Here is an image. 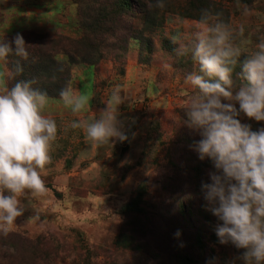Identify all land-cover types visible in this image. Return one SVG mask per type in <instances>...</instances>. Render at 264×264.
Wrapping results in <instances>:
<instances>
[{"label":"rangeland","instance_id":"374dc122","mask_svg":"<svg viewBox=\"0 0 264 264\" xmlns=\"http://www.w3.org/2000/svg\"><path fill=\"white\" fill-rule=\"evenodd\" d=\"M173 1L166 0V4ZM214 2L221 6L214 15L219 14V19L230 25L233 43L241 50L232 77L238 89L244 83L243 63L264 40V0ZM10 12L16 14L8 15ZM162 16L152 51L132 41L121 59L116 58L120 52L110 51L108 59L95 67L73 68L71 86L90 97L87 112L77 116L62 101L60 106H46L44 114L56 121L58 136L42 177L45 191L35 198L31 193L21 198L26 211L10 232L33 240L44 237L49 249L60 250L63 262L59 264H177L179 252L194 253L192 241L185 235L166 240V234L161 233L178 226L179 222L168 215L157 218L154 231L140 242L141 250L117 244L129 225L140 223L129 220L125 208L143 185L147 187V202L160 212L182 213L184 205L185 213L205 233L207 257H213L206 264H243L244 250L221 244L215 234L219 221L206 210L202 192V184L211 182L209 173L214 168L194 150L202 137L183 124L186 103L193 94L185 77L199 73V66L190 56L176 55L178 45L173 37L188 43L203 26L179 14ZM134 25L140 26L139 22ZM25 31L78 37L79 8L73 0H0V39ZM1 71L2 67L0 86ZM117 89L123 99L120 120L129 139L93 147L82 130L70 125L78 119L97 118ZM241 122L250 124L254 131L264 127V122L243 115ZM152 247L155 250L147 254ZM158 247H162L164 258ZM18 248L21 264H36L28 251ZM0 249L17 253L9 246Z\"/></svg>","mask_w":264,"mask_h":264},{"label":"clouds","instance_id":"9594fccd","mask_svg":"<svg viewBox=\"0 0 264 264\" xmlns=\"http://www.w3.org/2000/svg\"><path fill=\"white\" fill-rule=\"evenodd\" d=\"M154 6L163 9L166 0H155ZM199 24L203 27L190 42L173 37V43L178 45L177 56H190L199 66V73L185 77L193 94L183 124L202 137L194 150L214 168L211 182L202 184L206 210L219 221L215 234L221 244L244 250L243 264H264V127L254 131L241 122L242 115L264 122V40L243 63L244 83L237 89L232 77L241 50L233 43L230 25L207 10ZM11 55L28 58L22 34L10 42L0 39V61ZM15 71L23 72L19 63ZM34 83L18 80L0 93V233L5 235L26 211L21 198L28 193L35 198L45 191L42 177L58 136L56 121L44 114L48 94ZM59 97L77 116L89 109V95L71 83L59 90ZM122 103L119 90H114L97 118L78 119L70 127L82 130L93 147L127 142L120 120Z\"/></svg>","mask_w":264,"mask_h":264},{"label":"trees","instance_id":"16d2710c","mask_svg":"<svg viewBox=\"0 0 264 264\" xmlns=\"http://www.w3.org/2000/svg\"><path fill=\"white\" fill-rule=\"evenodd\" d=\"M79 8V20L81 34L78 37L58 34L49 35L36 31H25L23 35L28 46V58L21 59L15 55L9 56L5 61L10 70L8 89L18 80H33L34 87L46 91L49 98L61 100L59 90L73 82V68L77 65L95 67L106 61L109 52H120L121 59L129 50L130 43H140L145 48L154 46V38L157 29L161 26L164 14H179L182 18L200 21L202 12L209 11L214 15L221 6L214 0H180L166 4L165 8L158 9L154 6L155 0H73ZM140 26L135 27L134 23ZM122 34H125L122 36ZM16 35H8L4 38L10 42ZM14 47V45H13ZM152 51V49H151ZM23 68L21 74L16 73L17 64ZM147 187L145 185L137 189L135 195L125 208L129 220L136 219L140 223L131 226L121 241L117 244L131 250H141L143 238L155 229L157 218L166 216L178 221L176 228L168 227L161 233L166 234V240L170 237L179 240V236L192 241L194 253L186 250L176 255L177 264H206L208 245L205 233L201 231L192 219L184 211L182 213L160 212L147 202ZM176 214V215H175ZM182 217V222L180 221ZM162 218V217H161ZM180 233L177 236V233ZM182 234V235H181ZM9 246L17 253H9L0 249V264H21L22 256L18 254L22 247L31 255L32 262L38 264H59L63 262L60 250L49 249L44 237L29 239L18 233L9 232L7 235L0 233V247ZM162 247L158 251L164 258ZM197 250V255L196 251ZM154 247L150 248V254ZM214 249H211V253ZM203 262V263H202ZM86 264L89 262L86 261Z\"/></svg>","mask_w":264,"mask_h":264},{"label":"crops","instance_id":"0c3cea01","mask_svg":"<svg viewBox=\"0 0 264 264\" xmlns=\"http://www.w3.org/2000/svg\"><path fill=\"white\" fill-rule=\"evenodd\" d=\"M15 14H16V12H10L8 15H15ZM0 67H2V71L1 72H2V76H3V84H1V86H0V93H3V92L8 90L9 71H8V68H7V66H6L4 61H0ZM49 99H51V98H49ZM58 101H60V102L57 103V104L52 102V101H49L47 106H60L61 105V100H58Z\"/></svg>","mask_w":264,"mask_h":264}]
</instances>
